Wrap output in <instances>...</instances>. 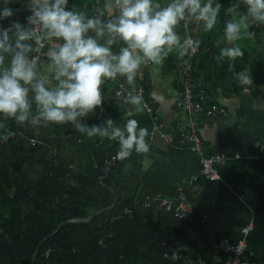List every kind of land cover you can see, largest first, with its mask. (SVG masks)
<instances>
[{
  "label": "trees",
  "instance_id": "trees-1",
  "mask_svg": "<svg viewBox=\"0 0 264 264\" xmlns=\"http://www.w3.org/2000/svg\"><path fill=\"white\" fill-rule=\"evenodd\" d=\"M108 2L109 0H68L67 10L83 13L86 17H99L107 22L118 12L113 8L112 13H108L104 7ZM215 2L221 3L222 9L211 32L199 29L192 33L190 29L194 23H188L190 35L201 42L198 52L192 57L189 75L191 79L199 81L193 94L195 98L199 95L202 97L200 103L204 109L209 104L217 103L206 99L195 65L197 55L202 48H207L209 50L199 60H215L212 54L221 49L220 45L216 47L215 41L218 37L224 38L225 21L235 20L237 12L244 11L241 6L240 9L228 12V7L239 3V0ZM10 6L22 9L11 19L23 22L29 13L21 4ZM101 11L104 12L103 16H100ZM0 23L7 27L9 20ZM263 29L264 25L251 23L248 31L256 34ZM177 31L183 38V32ZM88 35L95 37V32L90 30ZM107 38V34L98 38V43L104 44ZM11 39L14 42L15 37L12 36ZM62 42L56 38L44 40L46 44L36 71L51 62L48 57L49 49ZM25 43L32 44V41ZM124 46L126 45L117 39L111 48L113 53L118 54ZM4 56L7 66L11 54L4 53ZM167 60L168 65L162 68L164 71L179 63L180 92L183 61L178 60L175 53L170 54ZM221 65L227 66L226 60ZM147 68L142 70V79L137 77L135 83L140 82L143 99L149 104L151 114L155 115ZM116 80L131 87L125 77L118 75ZM114 81L106 80L101 86L103 96L111 89L110 85ZM32 95L30 92L29 96ZM196 116L203 115L196 114L195 119ZM109 118L120 127H123L127 119H136L139 126L147 128L150 133L151 115L145 110L136 113L132 106L124 105L122 101L104 99L103 107L98 108L95 114L83 118L82 122L89 125L103 124ZM0 123L17 133L15 137L0 142V264H161L165 250L160 241L168 239L164 227L172 221L183 220L174 218L170 211H152L134 206L130 214H123L121 208L135 196L156 191L165 196L175 195L178 185L188 195L187 185L182 184L181 180L196 173L199 162L197 154L189 149L186 139L181 144L178 142L180 135L175 129L178 122L165 126L173 134L172 142L165 143V150L150 146L147 154L133 152L130 158L122 161L116 159L108 168H104L102 162L111 154L116 155L119 149L116 141L99 137L89 139L70 123L66 134L53 133L52 124L33 128L26 122L19 126L13 119L2 115ZM152 137L157 136L149 135L146 138L148 142ZM52 149L55 150L53 156L50 154ZM34 154L39 156L31 160L30 156ZM144 157L150 161L147 166H143ZM18 159L20 165H14L13 161L18 162ZM101 238H104L107 247L98 245L97 241ZM168 248L170 256L178 252L170 243ZM46 250L49 252L45 256ZM183 254L186 258L181 260V264H192L196 254L188 251ZM200 255L205 264L216 263L217 256L211 246Z\"/></svg>",
  "mask_w": 264,
  "mask_h": 264
},
{
  "label": "clouds",
  "instance_id": "clouds-1",
  "mask_svg": "<svg viewBox=\"0 0 264 264\" xmlns=\"http://www.w3.org/2000/svg\"><path fill=\"white\" fill-rule=\"evenodd\" d=\"M12 4H21L29 13L23 22L11 19L22 10L11 7ZM67 5L68 0H0V22L9 20L7 27L0 23V115L13 119L19 126L27 122L33 128L70 123L89 139L99 137L116 141L119 145L116 159L121 161L130 158L133 152L147 154L150 144L146 138L150 133L147 128L140 127L136 119H127L123 127L116 126L111 118L103 124L91 125L83 123L82 119L103 107L105 97L101 86L106 80H116L118 75L125 77L131 90L126 95L118 91L115 97L124 105L132 106L136 113L143 112L146 104L135 88L142 66H162L173 53L187 65L188 60L184 58L190 57L201 42L190 35L182 38L178 26L181 22L185 26L193 21L202 22V30L211 32L217 24L221 3L215 0H168L167 3L109 0L104 6L107 12L112 13L113 8L118 12L107 22L67 10ZM241 6L244 11L237 12L235 20L225 21L224 39L229 46L222 47L214 57L217 64L229 61V71L233 70L237 58L244 56L235 42L255 35L248 31L251 23L264 25V0H239L228 7V12ZM103 15L101 11L100 16ZM90 30L95 32V37L88 35ZM106 34L105 43H98V38ZM46 38L63 41L48 52L54 78L58 81L54 88L46 86L45 78H37L36 61L28 58L33 46L25 43L34 40L43 46ZM117 39L126 46L115 54L111 46ZM4 53L11 54L7 66ZM234 77L243 89L253 84L252 72L248 69L235 72ZM16 135L0 123V140L6 141ZM255 146L264 151L261 141ZM97 243L107 247L104 238Z\"/></svg>",
  "mask_w": 264,
  "mask_h": 264
},
{
  "label": "crops",
  "instance_id": "crops-1",
  "mask_svg": "<svg viewBox=\"0 0 264 264\" xmlns=\"http://www.w3.org/2000/svg\"><path fill=\"white\" fill-rule=\"evenodd\" d=\"M193 23L192 33L202 29V22ZM235 43L242 48L244 56L237 58L232 71L227 60L225 67L215 60H199L207 48L197 55L195 65L206 99L222 105L226 113L196 116V134L204 154L222 152L226 158L219 167L218 179L207 180L196 171L195 179L187 185L186 219L172 221L164 227L167 241L178 252L163 257L161 264H181L186 258L185 251L202 253L210 246L218 258L222 255L215 247L218 239L225 236L229 242H235L240 237V228L249 220L251 227L245 236L241 259L248 264H264V151L255 146L257 141L264 143V29ZM215 45L229 46L221 37ZM169 60L162 66L151 65L146 69L153 110L165 126L184 120V115L174 106L180 90V67L176 63L164 71L162 68ZM244 69L250 70L253 77V84L247 89L241 88L234 77L235 72ZM37 73L39 78L47 80V87L57 86L51 62ZM116 81L110 85L111 89ZM67 126L52 124L53 133L66 134ZM149 139L151 148L166 149L161 139ZM235 154L238 156L234 157ZM38 156L34 154L30 158L34 160ZM149 162L144 157L143 166ZM13 164L20 165L19 159Z\"/></svg>",
  "mask_w": 264,
  "mask_h": 264
},
{
  "label": "built area",
  "instance_id": "built-area-1",
  "mask_svg": "<svg viewBox=\"0 0 264 264\" xmlns=\"http://www.w3.org/2000/svg\"><path fill=\"white\" fill-rule=\"evenodd\" d=\"M95 13H93L94 15ZM177 30H181L183 32V38L186 35H190L188 31V24L185 26L183 22L178 26ZM193 39H197L196 37L190 35ZM32 41L33 52L29 54L28 58L30 60L35 59L36 61V69L38 63L40 61L41 56L43 55V48L46 43L43 42V46L37 45L34 40ZM199 49V48H198ZM198 49L194 51L190 57H185V60H188V64L181 68V91L177 94L174 106L177 110H179L184 115V120L182 122H178L175 124V129L179 132L180 138L178 142L181 144L184 139L188 142L189 149L192 152H195L198 156L199 169L197 171L198 174L203 175L207 180H216L220 177L219 167L225 161V154L222 152H214L211 154H204L201 146V142L196 134L197 121L194 117L196 114H201L205 117H211L214 115H224L226 110L223 106L219 104H209L205 109L202 108L200 100L201 96L199 95L197 98L194 97L193 90L195 86L199 85V81L197 79H191L189 75V69L192 62V57L198 52ZM151 66V64L147 66H142L141 73L138 75V79H142V70ZM135 88L138 93L142 94L143 89L139 81L135 83ZM131 90V87H127L126 84L118 80L112 89H108L104 94L105 100H114L121 101L115 97V93L120 91L124 92L125 95L128 91ZM31 99V97H30ZM144 100V99H143ZM145 102V101H144ZM146 108L145 111L151 115V129L150 136L156 135L159 139H161L165 143H171L173 140V134L171 130L166 129L165 125L158 120L156 115L151 114V108L147 102H145ZM5 141V140H0ZM54 152V150H53ZM238 155L235 154L234 157ZM116 160V155L111 154L106 157L102 166L104 168H108L114 164ZM196 173L190 175L188 179H182L181 183L184 185L190 184L191 181L195 179ZM177 193L172 196H165L162 192L156 191L154 193H150L144 196H135L124 206L121 208V212L123 214H130L134 206L151 209L152 211H170L174 218L179 220H185L188 211V200L187 195L181 189V185L176 187ZM251 227L250 220L245 223L240 228V237L235 242H229V240L225 236H221L215 247L218 251L222 253L216 260L215 264H248L246 261L241 259L242 252L245 247V236ZM160 244L164 247L165 252L163 253V257H168L167 250L169 242L165 240H161ZM49 250L44 251V255L48 254ZM195 258L192 264H205L204 259L201 257L200 253H195ZM171 256H174L172 254Z\"/></svg>",
  "mask_w": 264,
  "mask_h": 264
},
{
  "label": "bare ground",
  "instance_id": "bare-ground-1",
  "mask_svg": "<svg viewBox=\"0 0 264 264\" xmlns=\"http://www.w3.org/2000/svg\"><path fill=\"white\" fill-rule=\"evenodd\" d=\"M43 50H44V49H43ZM43 50H42V51H43ZM40 62H41V61H40ZM0 142H3V141H0ZM53 150H54V149L51 150V155H52V156H53L54 153H55V150H54V152H53Z\"/></svg>",
  "mask_w": 264,
  "mask_h": 264
},
{
  "label": "rangeland",
  "instance_id": "rangeland-1",
  "mask_svg": "<svg viewBox=\"0 0 264 264\" xmlns=\"http://www.w3.org/2000/svg\"><path fill=\"white\" fill-rule=\"evenodd\" d=\"M193 29V28H192ZM193 31V30H192ZM38 71V70H37Z\"/></svg>",
  "mask_w": 264,
  "mask_h": 264
},
{
  "label": "water",
  "instance_id": "water-1",
  "mask_svg": "<svg viewBox=\"0 0 264 264\" xmlns=\"http://www.w3.org/2000/svg\"><path fill=\"white\" fill-rule=\"evenodd\" d=\"M33 260V259H32Z\"/></svg>",
  "mask_w": 264,
  "mask_h": 264
}]
</instances>
